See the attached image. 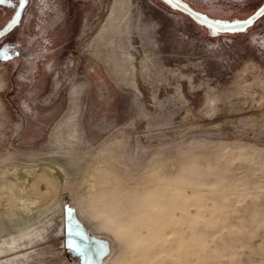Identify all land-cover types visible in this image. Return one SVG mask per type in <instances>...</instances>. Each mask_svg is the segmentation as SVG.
Returning a JSON list of instances; mask_svg holds the SVG:
<instances>
[{
    "label": "rangeland",
    "instance_id": "rangeland-1",
    "mask_svg": "<svg viewBox=\"0 0 264 264\" xmlns=\"http://www.w3.org/2000/svg\"><path fill=\"white\" fill-rule=\"evenodd\" d=\"M112 1L165 15L138 87L106 0H0V264H80L71 222L105 264H264V0ZM106 176L130 229L90 197Z\"/></svg>",
    "mask_w": 264,
    "mask_h": 264
},
{
    "label": "bare ground",
    "instance_id": "bare-ground-1",
    "mask_svg": "<svg viewBox=\"0 0 264 264\" xmlns=\"http://www.w3.org/2000/svg\"><path fill=\"white\" fill-rule=\"evenodd\" d=\"M150 7L151 8L148 11L144 10V11H141L139 13L138 10L131 11L130 8L127 7L126 3L119 4L117 1L113 2L112 0H106L105 16L109 17V19H108L109 22H108V25L106 27H104L103 30H101L102 32L100 31L101 33H100V35L98 36V39H97L98 42L101 41L103 44H105L104 46L107 45L110 48V51H112L114 49L113 46L116 45V44L119 45V47L121 46L122 43L126 45V48H125V50L127 51L126 54L130 58V69L132 68V70H130V71H132L134 73L135 78H136L133 82L131 81L135 87H138L140 82L144 83L140 72H141V69H142V64H141V59L142 58L141 57H143L142 53L144 51L142 49L144 47L145 40H147V39L149 40L151 38L154 39L153 41L147 43V46L150 47V49H151L150 51L151 52L149 50L148 51H144L145 53H151V54L148 55L149 57L151 55H153V54L156 55V53L158 52L157 46H159V43H160V40H161L160 39L161 38L160 37L161 30L160 29H161V27L163 25L162 22L164 20V16L165 15H164V13L162 11L157 9L154 5H150ZM143 12L146 14L145 17L142 16ZM105 21H107V20H105ZM104 23H106V22H104ZM101 25H103V24H101ZM151 25H157V29L154 28V30L151 31V28H150ZM137 39L141 42V46H142L141 48L142 49L137 47V43H138ZM142 41H144V42H142ZM110 51H109V53H110ZM110 55H112V54L110 53ZM123 62H124V60H123ZM128 66H129V64H128ZM128 70L129 69L124 66V68H122L121 71L128 72ZM118 71H120V70H118ZM112 72H115V70L113 69ZM116 72H117V69H116ZM122 73L123 72H121V75H122ZM123 76H124V78L125 77L129 78L128 75H124L123 74ZM130 80H132V79H130ZM80 90L81 89H79L78 91H80ZM76 94H78V93H76ZM79 94H81V93H79ZM72 99H73V97H72ZM173 168L175 169V166ZM174 169L172 171H174ZM156 170H158V169H156ZM164 170H166V169L163 168L161 171H164ZM48 171L49 170L45 171V169H43L41 172L36 174V176L33 178L32 186L36 187L35 183H37V182H39L41 180H44L46 182L47 186H48V184H50V182H51V175H50V173ZM161 171L159 170L160 174L162 173ZM166 172H168V171H165L163 173H166ZM109 178H110V176H106L105 178L103 177L102 180L100 182H98V183H95V182L91 181V189H93V190H92L91 193L89 192L90 193V197L95 199V202H96V207L95 208L96 209L100 210L101 213L111 214V218L115 217V223L118 224V225H116L118 229H121L122 227L130 229L129 222H130V220L132 218V215L134 216V214H133L134 210H135L134 209V206H135L134 204H136V203H129L127 201L126 202L125 201L122 202V200L120 199L121 197L119 198V196H118V192H115V191H113L111 189V188H113V186L109 187V184H111V183L105 181V180H108ZM111 179H109L108 181H110ZM155 184H158V183H155ZM161 188H162V186L159 189H161ZM97 189H99V190H97ZM128 199H129V197H128ZM140 199H142V198H140ZM155 199L158 200V198H155ZM158 206H159V209L156 208L157 209L156 214H159V212L161 213L160 205H158ZM139 209H140V211L136 212V214H138L139 212L143 213L142 212L143 206H141ZM190 218H192V217H190ZM155 220H157V219H155ZM155 220H154V223H156ZM126 224H127V226H125ZM144 226L142 225V228L145 229V233H146L145 236H143L142 238L140 237L138 240L134 239L133 235L129 236V237H131L130 240L135 245V249H134L133 255L137 256V259H138L139 262H143L144 260H146L145 256H148L149 253H151L148 248H144V245L148 241L146 236L148 235V232H149L148 231L149 227L148 226L146 227V225H144ZM77 229H75L76 230L75 231V235L77 237H79L78 239H80V236L84 237V234L82 233V231L79 230V229L77 230ZM144 229H143V231H140V232L143 233ZM156 232H159V231H156ZM167 234H169V233L167 232ZM89 236L90 235L88 234V237ZM93 237L105 240L108 243V245H109V251L110 250L112 251L113 248H115V246L113 244L114 242L110 238H109L110 241L113 242V243H111L105 236H93ZM174 237L176 238V235ZM175 238L173 240H175ZM112 253H113V251H112ZM151 254H153V253H151ZM110 256H111V254H108L106 257H104L103 260H102V264L107 263L110 260Z\"/></svg>",
    "mask_w": 264,
    "mask_h": 264
},
{
    "label": "water",
    "instance_id": "water-1",
    "mask_svg": "<svg viewBox=\"0 0 264 264\" xmlns=\"http://www.w3.org/2000/svg\"><path fill=\"white\" fill-rule=\"evenodd\" d=\"M248 22H240L235 24H228L227 28L238 29L246 26ZM75 224V225H74ZM79 229L84 234V237H77L75 235V229ZM77 229V230H78ZM67 235L73 238H68L67 241L71 242L73 246L80 253V264H102V260L109 254V245L105 240L93 237L86 232V229L78 223L71 222L68 224L66 229ZM88 234L90 235L88 237Z\"/></svg>",
    "mask_w": 264,
    "mask_h": 264
},
{
    "label": "trees",
    "instance_id": "trees-1",
    "mask_svg": "<svg viewBox=\"0 0 264 264\" xmlns=\"http://www.w3.org/2000/svg\"><path fill=\"white\" fill-rule=\"evenodd\" d=\"M66 216H68V213H66Z\"/></svg>",
    "mask_w": 264,
    "mask_h": 264
},
{
    "label": "flooded vegetation",
    "instance_id": "flooded-vegetation-1",
    "mask_svg": "<svg viewBox=\"0 0 264 264\" xmlns=\"http://www.w3.org/2000/svg\"><path fill=\"white\" fill-rule=\"evenodd\" d=\"M42 1V0H41ZM44 1V0H43Z\"/></svg>",
    "mask_w": 264,
    "mask_h": 264
}]
</instances>
